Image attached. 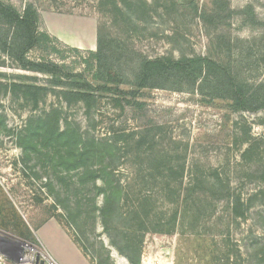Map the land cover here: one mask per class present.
<instances>
[{
  "label": "rangeland",
  "instance_id": "1",
  "mask_svg": "<svg viewBox=\"0 0 264 264\" xmlns=\"http://www.w3.org/2000/svg\"><path fill=\"white\" fill-rule=\"evenodd\" d=\"M5 2L17 9L32 3L40 30L67 47L57 55L33 51L31 60L59 63L67 75L94 86L97 41L128 82L143 58L206 57L239 66L241 54L248 57L241 78L264 82V0H224L226 20L218 25L200 14H212V0ZM50 81L0 53V234L42 244L59 264H80L83 256L94 264H118L119 257L127 264H257L264 237V110L235 113L224 101L172 90L141 91L135 100L141 108L109 94L67 103ZM12 84L48 93L34 103ZM45 116L85 144L116 147L92 160L96 186H103L99 170L106 166L125 193L109 234L94 211L103 206V194L80 184L82 169L65 171L57 148L28 153L20 146L29 123ZM67 196L68 210L58 202L67 205ZM0 249L13 264L17 245Z\"/></svg>",
  "mask_w": 264,
  "mask_h": 264
},
{
  "label": "trees",
  "instance_id": "2",
  "mask_svg": "<svg viewBox=\"0 0 264 264\" xmlns=\"http://www.w3.org/2000/svg\"><path fill=\"white\" fill-rule=\"evenodd\" d=\"M223 2L224 0H212V14H206L202 10L201 17L203 19L213 17L215 19L213 25L223 24L226 20V17L222 18ZM193 9L197 13L196 7ZM40 29L41 17L32 3H25L21 9H17L5 0H0V53L7 55L24 71L50 77V84L60 89L59 94L67 103L89 104L94 100L95 95L109 94L122 99L129 107L141 108L144 104L135 101L141 91L172 90L197 93L209 100L224 101L228 103L230 111L235 113L264 110V82L251 84L240 76L242 70L239 71V68L248 58L245 54L240 55L237 62L239 66L235 63L222 65L206 57L179 60L166 57L153 60L143 58L137 62L133 80L128 82L121 68L122 65H119L112 57L110 50L106 51L97 41V50L91 53L98 69L96 79L99 84L94 86L80 75H67L59 63L29 58V54L36 50L44 49L47 54L57 55L62 47L67 48L56 38ZM123 85H130L132 89L125 91L121 89ZM9 88L14 93L22 92L25 96L33 95L34 103L48 93L47 89L37 86L12 84ZM19 144L28 153L36 152L38 147L51 148V150L57 148L58 154H63L57 156L59 165L65 171L82 169L83 177L79 180L80 184L90 183L97 191V195L103 194V206L94 207V211L99 212L101 226L109 234L113 220L120 216L119 202L125 193L120 184H115L110 180L112 173L109 169L111 168L106 166L99 170L103 186H96V172L92 169L95 162L92 163V160L97 158L96 153L101 156L99 158L101 160L105 153L111 154L116 147L107 142L100 144L93 141L85 144L80 134L71 129L60 131L56 119L48 116L29 123ZM80 145L81 149H79ZM102 150L105 151L104 154L100 153ZM75 198L74 206L79 208L81 203L77 197ZM58 202L60 206L62 204V207L68 210V196L65 197L67 205L61 203L59 199ZM137 204L141 206V201L139 200ZM80 214L81 211L76 209L75 216L78 217ZM261 241L263 249L259 252L262 255L257 259V264H264V237ZM111 244L114 245L113 241Z\"/></svg>",
  "mask_w": 264,
  "mask_h": 264
},
{
  "label": "built area",
  "instance_id": "3",
  "mask_svg": "<svg viewBox=\"0 0 264 264\" xmlns=\"http://www.w3.org/2000/svg\"><path fill=\"white\" fill-rule=\"evenodd\" d=\"M6 242H11L17 245V250L14 252L13 264H59L51 254L45 250V248L38 244H28L0 234V245ZM0 264H7V259L1 253V249Z\"/></svg>",
  "mask_w": 264,
  "mask_h": 264
},
{
  "label": "crops",
  "instance_id": "4",
  "mask_svg": "<svg viewBox=\"0 0 264 264\" xmlns=\"http://www.w3.org/2000/svg\"><path fill=\"white\" fill-rule=\"evenodd\" d=\"M47 225V224H46ZM53 225L54 226H56V224H54L53 223ZM45 225H43L42 227H44ZM41 227V228H42ZM56 227H58V228H61V227H59L58 225L56 226ZM62 229V228H61ZM63 230V229H62ZM65 233V232H64ZM66 234V233H65ZM37 243H40V242H37ZM41 244V243H40ZM41 246H43L42 244H41ZM44 247V246H43ZM45 248V247H44ZM77 248V247H76ZM78 249V248H77ZM49 251V250H48ZM79 251V250H78ZM50 252V251H49ZM79 253H80V251H79ZM81 255H83L82 253H80ZM80 264H94L89 258H87L86 256H83V260H82V263H80Z\"/></svg>",
  "mask_w": 264,
  "mask_h": 264
},
{
  "label": "bare ground",
  "instance_id": "5",
  "mask_svg": "<svg viewBox=\"0 0 264 264\" xmlns=\"http://www.w3.org/2000/svg\"><path fill=\"white\" fill-rule=\"evenodd\" d=\"M117 260H118V261H117L118 264H127L126 261H125L124 259L120 258V257L117 258Z\"/></svg>",
  "mask_w": 264,
  "mask_h": 264
}]
</instances>
